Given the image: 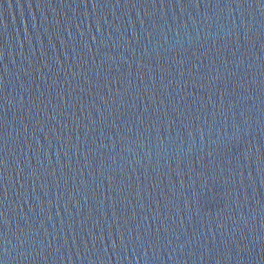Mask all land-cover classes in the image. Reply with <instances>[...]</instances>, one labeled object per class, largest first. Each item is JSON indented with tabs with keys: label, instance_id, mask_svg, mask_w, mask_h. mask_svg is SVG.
<instances>
[{
	"label": "water",
	"instance_id": "obj_1",
	"mask_svg": "<svg viewBox=\"0 0 264 264\" xmlns=\"http://www.w3.org/2000/svg\"><path fill=\"white\" fill-rule=\"evenodd\" d=\"M0 264H264V0H0Z\"/></svg>",
	"mask_w": 264,
	"mask_h": 264
}]
</instances>
